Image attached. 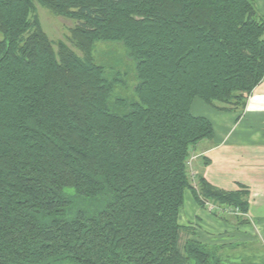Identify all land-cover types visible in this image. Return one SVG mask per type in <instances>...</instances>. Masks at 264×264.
<instances>
[{
	"label": "trees",
	"instance_id": "1",
	"mask_svg": "<svg viewBox=\"0 0 264 264\" xmlns=\"http://www.w3.org/2000/svg\"><path fill=\"white\" fill-rule=\"evenodd\" d=\"M37 1L77 21L79 53L50 39ZM100 41L133 61L135 98L113 97ZM263 80L256 0H0V264L231 262L179 222L186 190L250 209L244 185L192 186L190 151L214 128L191 108L244 110Z\"/></svg>",
	"mask_w": 264,
	"mask_h": 264
},
{
	"label": "crops",
	"instance_id": "2",
	"mask_svg": "<svg viewBox=\"0 0 264 264\" xmlns=\"http://www.w3.org/2000/svg\"><path fill=\"white\" fill-rule=\"evenodd\" d=\"M256 1L260 14L264 15V0ZM191 110L195 115L207 117L214 128L213 139L199 144L197 152L201 158L196 160V168L218 188L235 191L240 184L246 186L250 191L251 213L256 209L254 213L264 218V208H261L264 203V80L250 94L244 110L221 111L199 99L193 102ZM195 220L208 237L217 234L216 237L224 238L221 241L242 234L235 226L202 210L191 191L186 190L179 222L183 225L184 221L189 224Z\"/></svg>",
	"mask_w": 264,
	"mask_h": 264
},
{
	"label": "rangeland",
	"instance_id": "3",
	"mask_svg": "<svg viewBox=\"0 0 264 264\" xmlns=\"http://www.w3.org/2000/svg\"><path fill=\"white\" fill-rule=\"evenodd\" d=\"M36 15L39 17L43 29L54 43L64 41L79 53V50L69 40L71 30L77 24L76 20L54 14L38 1L36 2ZM92 56L94 62L103 66L108 75L117 76L122 80L116 85L113 97H136L134 89L138 80L135 75V65L128 58L121 44L116 42H97ZM199 147L198 144L191 149L187 163L189 178L193 187H198V175L201 174L195 165L196 160L201 158L197 152ZM249 202L250 209L247 213L243 212L239 206L232 207L213 200H206L204 206L200 205L202 210L235 226L236 230L242 231V234H239L238 237H225L226 240L224 241H221L224 239L223 237H216L217 234L208 237L197 220L189 224L184 221L183 225L193 228L195 230V239L202 243L210 244L213 241L212 243L214 244L210 245L227 246L226 249L219 250V253L224 259H226L227 254L229 255L231 262L228 261V264H261L264 262V218L254 213L256 209L253 210V214L251 213V201L249 200ZM261 208H264V203H261ZM243 231L246 232L244 233ZM217 238H220V240Z\"/></svg>",
	"mask_w": 264,
	"mask_h": 264
}]
</instances>
